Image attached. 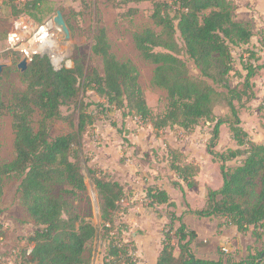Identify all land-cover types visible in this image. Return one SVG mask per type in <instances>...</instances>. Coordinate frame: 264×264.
Masks as SVG:
<instances>
[{"label": "trees", "instance_id": "1", "mask_svg": "<svg viewBox=\"0 0 264 264\" xmlns=\"http://www.w3.org/2000/svg\"><path fill=\"white\" fill-rule=\"evenodd\" d=\"M107 1L114 7L151 3L150 19L155 28L135 32L133 43L140 58L154 66L151 83L165 92V109L157 115L152 112L139 84L137 67L131 60H120L112 53L103 28L96 31L91 46V52L101 59L102 74L85 68L79 58L73 59L70 68L59 69H54L46 55L37 54L28 61L20 73L24 91L14 95L9 103L0 95V117L11 114L14 132V158L0 164V179L19 181L20 203L36 226L26 238L31 250L22 252V264H89L88 245L97 238L104 244L102 264H135V247H130L133 249L134 244L123 238L127 226L119 219L125 196L121 184L108 174L87 167L99 199L101 229L86 222L75 208L74 201L87 190L82 167L87 164L83 160V138L95 119L88 109L90 104L82 99L88 92L103 98L107 109L127 111V115L155 132L173 128L191 131L201 122L213 124L207 151L220 164L221 186L207 189L205 205L199 210L181 215L174 210L168 212L156 264H264L263 231H259L264 227V144L249 138L239 118V109L244 106L242 97L253 98L251 80L264 68V64L257 63L252 49H245L247 57H240L245 72L243 91L230 87L235 70L232 52L235 47L249 46L254 35L251 23L236 20L230 0ZM41 3L27 0L22 8L13 7L14 18L22 14L36 19L32 12H37ZM138 12L128 9L130 15ZM14 52L18 62L20 54ZM187 60L198 71L197 77L190 74ZM9 71L10 67H4L0 80ZM218 96L223 97L229 115L216 116L214 100ZM235 102L242 104L237 107ZM63 108L71 109L73 114L64 115ZM56 121L68 123L71 130L52 137L49 126ZM222 125L228 127L236 149L213 151ZM167 159L179 180L174 183L175 188L182 191V183L187 188L197 186L198 166L187 163L184 155L170 146ZM236 160L235 166L227 165ZM145 195L150 208H175L161 188L148 187ZM186 214L222 218L242 234L251 230L261 249L238 260L223 254L218 260L197 258L191 248L196 233L184 223ZM6 236L0 226V241Z\"/></svg>", "mask_w": 264, "mask_h": 264}, {"label": "rangeland", "instance_id": "2", "mask_svg": "<svg viewBox=\"0 0 264 264\" xmlns=\"http://www.w3.org/2000/svg\"><path fill=\"white\" fill-rule=\"evenodd\" d=\"M26 1L0 0V65L10 67V71L0 80V95L4 102L9 103L14 95L22 93L25 89L20 76L21 70L18 69V64L22 58L19 56L20 59L17 62L15 52L6 50V38L11 31L13 22L19 19L32 26H39L52 20L56 12L60 11L69 29L70 39L65 40L59 31L53 32L57 41L56 55L59 54L58 58L61 61L59 64L52 62V66L56 69L70 68L73 59L79 58L85 68L96 69L102 74L101 59L91 52V46L94 34L99 28H103L107 33L112 53L120 60H131L137 67L139 84L152 112L156 115L163 113L166 94L151 83L154 66L140 58L133 43L135 32L150 26L155 28L150 19L152 11L150 2L114 7L107 0H41L39 10L32 12L40 21L22 14L19 15L20 17L18 16L19 18H14L12 8H22ZM233 3L237 20H242L245 17L244 11H253L249 6H245L241 0H233ZM129 8L137 9L139 12L136 15H130L128 14ZM262 47H258L259 51L254 53L256 55L262 53L264 46ZM245 49L251 51L250 44L247 48L245 46L235 47L232 52L235 70L230 77V87H235L239 91H243L245 72L241 69L240 57H247V54L244 53L246 52ZM261 57H264V54H261L258 59ZM187 63L190 74L197 77L198 71L192 61L187 60ZM252 80L253 98L247 100V96L242 97L244 106L239 109V118L241 126L248 133L249 138L256 143L264 144V75L260 79L258 78L256 84ZM217 89L223 92L221 88ZM82 99L90 104L88 109L95 119L92 127L83 138V160L87 164L83 163L82 167L87 190L74 201V204L78 214L98 230L101 229L99 199L90 182L86 171L87 167L108 174L112 180L117 181L123 187L125 196L120 203V208L123 210H120L119 219L127 226L123 232V238L133 244L135 237H140L148 231H152L153 228L160 229L162 233V228L167 222L168 212L176 211V206L175 208H168L163 205L159 209L150 208L145 195L148 187L156 186L165 190L170 199L179 205L177 214L182 211H195L203 208L195 200H193L192 206L187 205L184 200V189L180 191L174 187V183H179V180L176 174L170 170L169 162H167L168 146L183 149L184 152L186 151L185 153H188L189 151L185 148L187 145L186 138L197 141V138L203 137L205 140L202 142L203 145L194 146L192 149L195 152L194 158L199 164H197L198 162H190V158L184 152L176 150L184 155L187 163L199 167V173L196 176L199 189L204 188L207 191L208 188L214 190L220 188L222 183L220 164L214 162L207 151V143L211 138L213 124L201 122L191 131L173 128L169 129L167 133L165 130L168 129L155 132L149 125H143L139 119L127 115V111L114 108L107 109L104 99L94 92H88L83 95ZM242 102H235V105L239 107ZM62 110L64 115L73 114L71 109L63 108ZM214 112L218 117L229 115L222 96L215 98ZM38 120L39 116L36 114L34 116L35 126H37ZM224 126L226 130L220 132L219 143L213 151L224 152L230 148H237L228 127ZM49 129L52 137L71 130L68 123L60 121L52 122ZM13 140L12 116L6 113L0 117V164L8 163L14 158ZM173 141L175 144H171ZM204 145L206 146L204 147ZM237 161L229 162L227 165L233 167L238 164ZM18 184L19 181L16 178L3 177L0 179V226L7 235L5 239L0 241V264H22V252L24 249L28 252L31 250V245L26 243V238L36 230L35 224L20 203L17 191ZM182 186L185 187V184L182 183ZM185 189L189 190L187 187ZM189 199L192 200L193 198L189 195ZM208 219L193 214H186L183 217L184 223L189 228L193 226L199 229V233L206 239V242L191 245L197 258L203 257L200 252L210 250L208 243L211 247L212 237H215L211 231L215 224H212ZM259 231H263L264 236V227L260 228ZM173 235L172 232L171 236ZM216 235H219L218 231ZM248 236L246 235L245 245H249L255 240L252 235ZM196 238H198L197 233ZM173 243L176 245L175 238H173ZM103 245L100 238L88 245L86 257L89 259V264L102 263ZM130 247L131 250H134V246L133 249L132 246ZM175 251L178 254V250L175 249ZM132 253L134 263L137 264L138 259L135 256V250ZM222 253L223 256H227L226 252L223 250L221 252L220 249L216 254L220 257Z\"/></svg>", "mask_w": 264, "mask_h": 264}, {"label": "crops", "instance_id": "3", "mask_svg": "<svg viewBox=\"0 0 264 264\" xmlns=\"http://www.w3.org/2000/svg\"><path fill=\"white\" fill-rule=\"evenodd\" d=\"M230 1L233 2V0H230ZM241 1L245 3V6H249L253 11H244L245 17H243L242 20H238V21L251 23L252 31L254 35L251 38L250 49H252L254 52H258L259 51L258 47L263 48L262 46H264V0H241ZM234 14H235V11H234ZM261 54H264V51L256 55L257 58H259ZM257 63L260 65L264 64V57H261L260 59H258ZM262 75H264V68L258 71L256 76L253 78L252 82L256 84L258 78L260 79ZM224 127H225L224 125L220 127L219 136H220L221 131L223 132V130L224 131L226 130V127L225 128ZM167 131H169V129L165 130L166 133ZM186 140H187L186 142L187 145L185 148H187V150L189 151L188 153H185L186 151L184 152L183 149H178L177 147H174V146H170V147L181 150L182 152L186 154L188 158H190V162L197 163L198 162L197 159L194 158L195 152L192 149L194 146H199V145L201 146L202 142H204L205 140L203 139V137L197 138V141L190 140V138H186ZM218 143H219V140H218ZM171 144H175V142L173 141ZM205 146L206 145H204V147ZM201 157H203L202 154H201ZM197 164H199V162ZM200 168H201V165H200ZM198 180H199V177H198ZM183 189H184V195H185L184 200L187 205L192 206L193 200L198 201L196 203H199V205H202V206L205 205L206 194H207L206 189L205 190L204 188L199 189V185L189 188V190L185 189V187H183ZM189 195L191 196V198H193L192 200L189 199ZM170 201L172 200L170 199ZM175 206H176L175 212L177 214V211H179V205L175 203ZM159 208H162V206L158 207L157 209ZM182 213L183 211L177 215H181ZM208 220H210L212 224H215L214 227L211 229L212 235L215 234V237H212L213 243L211 247H210V243H208V247L210 248V250L208 249V251L200 252V255H203V257H200V258L218 260L219 256L216 253L220 249L221 252L222 250L225 251L227 256L238 260V259H242L246 257L248 254L254 255L255 252L261 249V244L256 243V240H253L252 243H249V245H245L246 235L251 236L250 235L251 230L246 232L247 234L246 233L242 234V233H239L234 226L226 224L225 220L222 218L211 217ZM219 224H222V226L218 229ZM191 227H190L191 231H194L195 233L198 234V238H196L192 246L196 245L197 243L206 242V239L203 238L202 235L199 233V229H196L193 226ZM190 228L188 227L189 230ZM217 231L219 235H216ZM133 240H134L133 242H134V247H135V256L138 259L137 264H156L159 252L162 248V244H161L162 234L160 232V229L153 228L152 231H148L146 234L140 237H135ZM263 241H264V236H263ZM174 253L176 254V251ZM101 262H102V259H101Z\"/></svg>", "mask_w": 264, "mask_h": 264}, {"label": "built area", "instance_id": "4", "mask_svg": "<svg viewBox=\"0 0 264 264\" xmlns=\"http://www.w3.org/2000/svg\"><path fill=\"white\" fill-rule=\"evenodd\" d=\"M54 31L51 20L39 26H32L16 19L12 24L11 31L7 34L6 50L18 52L21 58H25L27 62L34 55L46 54L50 57L51 62L56 63L57 41L54 38Z\"/></svg>", "mask_w": 264, "mask_h": 264}, {"label": "water", "instance_id": "5", "mask_svg": "<svg viewBox=\"0 0 264 264\" xmlns=\"http://www.w3.org/2000/svg\"><path fill=\"white\" fill-rule=\"evenodd\" d=\"M52 25L55 31H59L65 40L70 39V32L69 29L64 21V18L61 14L60 11L56 12V15L52 18ZM27 65V60L23 58L19 64H18V69L23 71L26 68ZM5 65H0V73L2 72L3 68Z\"/></svg>", "mask_w": 264, "mask_h": 264}, {"label": "bare ground", "instance_id": "6", "mask_svg": "<svg viewBox=\"0 0 264 264\" xmlns=\"http://www.w3.org/2000/svg\"><path fill=\"white\" fill-rule=\"evenodd\" d=\"M55 52V51H54ZM39 55H46V54H39ZM46 56H48V55H46ZM55 56H57L56 57V64H59V62L61 61L58 57H59V54L57 53V55H55ZM49 57V56H48ZM49 59H50V57H49ZM51 61V60H50ZM28 63V62H27ZM52 63V62H51Z\"/></svg>", "mask_w": 264, "mask_h": 264}]
</instances>
